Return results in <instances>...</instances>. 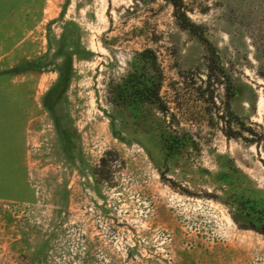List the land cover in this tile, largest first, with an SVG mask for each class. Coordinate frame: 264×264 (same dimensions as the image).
<instances>
[{
  "label": "rangeland",
  "instance_id": "1",
  "mask_svg": "<svg viewBox=\"0 0 264 264\" xmlns=\"http://www.w3.org/2000/svg\"><path fill=\"white\" fill-rule=\"evenodd\" d=\"M181 4L0 0V264H264V0Z\"/></svg>",
  "mask_w": 264,
  "mask_h": 264
},
{
  "label": "trees",
  "instance_id": "2",
  "mask_svg": "<svg viewBox=\"0 0 264 264\" xmlns=\"http://www.w3.org/2000/svg\"><path fill=\"white\" fill-rule=\"evenodd\" d=\"M175 8V18L178 23L183 27L189 29V20H187L186 11L184 10L181 0H169ZM188 23V24H187ZM202 40V38H200ZM203 41V40H202Z\"/></svg>",
  "mask_w": 264,
  "mask_h": 264
}]
</instances>
